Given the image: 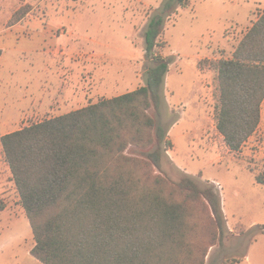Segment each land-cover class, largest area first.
I'll return each instance as SVG.
<instances>
[{"label":"trees","instance_id":"1","mask_svg":"<svg viewBox=\"0 0 264 264\" xmlns=\"http://www.w3.org/2000/svg\"><path fill=\"white\" fill-rule=\"evenodd\" d=\"M186 2L166 0L150 17L143 85L1 137L33 231L31 253L44 264H206L209 249L223 245L220 189L161 173L173 142L150 111L161 114L171 62L159 52L164 23ZM199 67L213 72L215 126L238 152L261 122L264 10L231 57Z\"/></svg>","mask_w":264,"mask_h":264},{"label":"rangeland","instance_id":"2","mask_svg":"<svg viewBox=\"0 0 264 264\" xmlns=\"http://www.w3.org/2000/svg\"><path fill=\"white\" fill-rule=\"evenodd\" d=\"M165 1L0 0V32L25 18L58 17L60 8L75 2L85 7L82 15L87 19H101L111 25L130 21L133 29H129V23L124 26L131 35L130 41L125 42L126 54L121 57L110 53L103 59H94L98 72L115 66L116 62L122 66L125 82L117 91L125 93L144 84L148 63L144 31L150 17L160 11ZM263 10L264 0H188L166 18L160 37L163 46L159 52L171 62L161 114L157 115L154 109L150 111L169 126L173 142V147L163 156L161 173L174 181L189 174L200 185L207 181L214 183L220 188L227 217L223 245L209 249L206 264H264V231L259 226L264 224V185L258 184L254 175L264 179V102L257 131L238 152L230 150L215 126L213 72L199 67L204 59L231 57ZM14 15L20 17L17 22L12 20ZM70 61L67 59L64 64L60 60L55 67L65 72ZM97 75L100 77L94 75L92 85L103 89L104 76ZM66 80L69 83L68 77ZM114 94L107 92L104 96L109 98ZM45 118L30 116L20 121L12 117L9 125L14 131ZM6 200L17 205L20 196L5 162L0 138V207ZM25 217L16 224L0 227V251L5 247V253L9 254V259L0 260V264H36L27 259L26 248L33 233Z\"/></svg>","mask_w":264,"mask_h":264},{"label":"crops","instance_id":"3","mask_svg":"<svg viewBox=\"0 0 264 264\" xmlns=\"http://www.w3.org/2000/svg\"><path fill=\"white\" fill-rule=\"evenodd\" d=\"M85 11L75 2L60 8L58 17L25 18L0 32V138L12 132V117L20 121L30 116L51 118L95 103L99 101H95L96 97L105 98L107 92L115 93L114 96L123 94L117 91L125 82L122 66L116 62L98 72L94 59H103L110 53L123 57L125 42L131 36L124 26L129 23L131 30L134 25L130 21L111 25L101 19L90 20L82 15ZM67 59L71 60L67 73L55 67V63L62 60L65 64ZM97 73L104 76L103 89L92 85L93 76L100 77ZM24 215L29 221L21 202L13 205L6 200L0 207V227L16 224ZM34 245L33 235L26 248L28 261L44 264L32 255ZM4 248L0 251L3 262L9 259Z\"/></svg>","mask_w":264,"mask_h":264},{"label":"built area","instance_id":"4","mask_svg":"<svg viewBox=\"0 0 264 264\" xmlns=\"http://www.w3.org/2000/svg\"><path fill=\"white\" fill-rule=\"evenodd\" d=\"M219 185H221L220 183H218ZM219 188V187H218ZM220 189V188H219Z\"/></svg>","mask_w":264,"mask_h":264}]
</instances>
